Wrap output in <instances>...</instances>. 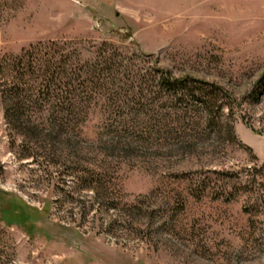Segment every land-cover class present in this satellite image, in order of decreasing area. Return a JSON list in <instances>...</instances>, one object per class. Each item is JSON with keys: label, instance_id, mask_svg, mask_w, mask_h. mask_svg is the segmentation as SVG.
<instances>
[{"label": "rangeland", "instance_id": "rangeland-1", "mask_svg": "<svg viewBox=\"0 0 264 264\" xmlns=\"http://www.w3.org/2000/svg\"><path fill=\"white\" fill-rule=\"evenodd\" d=\"M33 48L0 264H264V0H0V66Z\"/></svg>", "mask_w": 264, "mask_h": 264}, {"label": "trees", "instance_id": "trees-1", "mask_svg": "<svg viewBox=\"0 0 264 264\" xmlns=\"http://www.w3.org/2000/svg\"><path fill=\"white\" fill-rule=\"evenodd\" d=\"M35 48L32 50H24L19 56H16L12 60L5 62L0 66V74L4 76L6 72H11V77L6 78L3 81V97L6 102V116L8 119H15L19 121L20 118L15 117L13 113L11 115V105L22 102L23 95L31 88V80L28 76H35V78L41 77L42 66L34 62ZM44 75V74H43ZM28 77V78H27ZM5 78V77H4ZM165 81V79H164ZM163 82H161V86ZM170 84L180 85L183 84L181 80H175V82H169ZM180 87V86H178ZM229 133L234 136L233 127L228 129Z\"/></svg>", "mask_w": 264, "mask_h": 264}]
</instances>
